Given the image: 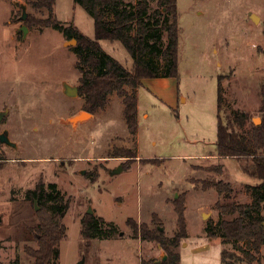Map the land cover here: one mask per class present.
I'll return each mask as SVG.
<instances>
[{
  "label": "rangeland",
  "instance_id": "rangeland-1",
  "mask_svg": "<svg viewBox=\"0 0 264 264\" xmlns=\"http://www.w3.org/2000/svg\"><path fill=\"white\" fill-rule=\"evenodd\" d=\"M36 1L0 0V113L7 112L0 133L7 129L17 144L0 142V264H33L26 247H38V212L46 206L54 213L56 206L29 198L28 192L41 182L47 190L55 183L68 202L62 218L66 234L54 264L163 259L166 251L155 241L142 240L127 220L157 230L163 227L162 232L172 237L178 230L173 200L181 198L188 236L176 248L180 264H229L222 262L224 249L237 256L234 261L226 256L232 264H264V246L249 261L241 249L246 244H223L220 237H208L206 223L218 221L216 203L226 197L215 188H202L203 180L230 182L231 200L250 203L245 185L258 182L242 170L238 159L218 156L216 140L220 76L223 122L235 110L249 114V125L254 118L263 121L264 0H177L179 76L144 79L136 90L135 136L116 93L93 117L77 126L68 124L84 105L82 96L70 97L63 91L65 82L79 83L78 56L61 31L44 23L49 10L36 8ZM149 1L151 10L158 7L159 0ZM23 10L29 24L22 19ZM250 14L259 19L252 20ZM54 15L94 38L93 17L75 0H56ZM100 43L132 67V57L120 41ZM127 149L136 156H112ZM123 164L125 168L115 172ZM218 164L221 171H209ZM89 208L105 220L107 235L86 246L81 228Z\"/></svg>",
  "mask_w": 264,
  "mask_h": 264
},
{
  "label": "trees",
  "instance_id": "trees-1",
  "mask_svg": "<svg viewBox=\"0 0 264 264\" xmlns=\"http://www.w3.org/2000/svg\"><path fill=\"white\" fill-rule=\"evenodd\" d=\"M94 19V38L83 34L74 25H64L54 15L56 0H38L37 7H46L49 18L44 21L48 26L61 31L67 40L76 39L71 48L77 54L75 66L80 72L79 96L84 98L83 110L92 114L106 107L111 95L117 94L123 99L124 117L132 136L138 132V96L136 90L143 85L144 79L179 76V23L177 0H159L158 7L151 10L149 0L135 3L126 0H75ZM32 3V2H31ZM166 9L165 12L162 9ZM30 18L26 23H30ZM166 36V40L164 38ZM102 40L120 41L130 53L133 65H123L108 53L101 45ZM161 59L164 64L160 63ZM128 88H132L129 91ZM225 102L222 76L218 80V123L217 155L233 157L242 162V170L258 179L255 184H246L251 195L250 203L231 200L233 188L230 182L219 180L202 181L204 190L215 188L225 193V201H217L219 219L206 223V233L210 238L220 237L223 244H246L245 259L256 258L264 246V118L258 125L251 123L245 111L235 110L227 123L222 120L221 112ZM127 153V154H126ZM135 151L114 152L113 157L136 156ZM124 168L126 165H124ZM222 165H211L209 171H221ZM39 183L28 192L29 198H37L40 203L54 202V213L46 208L38 212L39 223L36 227L38 247H26V253L33 258V264H54L59 258V244L66 234L62 223L63 213L68 209V202L57 189L55 183ZM178 214V230L172 237L164 232L150 228L145 223H138L129 218L127 223L142 240L157 242L167 253L166 259L142 260L141 264H180L181 254L176 251L182 238L188 236L185 219L184 199L173 200ZM105 220L94 214H86L82 219L81 234L85 245L98 236L107 235L103 225ZM114 230L111 228L109 231ZM222 251V262L232 264L237 257L234 253ZM231 261L227 262V257Z\"/></svg>",
  "mask_w": 264,
  "mask_h": 264
},
{
  "label": "water",
  "instance_id": "water-1",
  "mask_svg": "<svg viewBox=\"0 0 264 264\" xmlns=\"http://www.w3.org/2000/svg\"><path fill=\"white\" fill-rule=\"evenodd\" d=\"M250 16H251L252 20H254V21H257L259 19V16L257 14H250ZM26 18H27V13L25 10H23L22 19L26 20ZM22 29H23L24 33H26L27 28L25 26H23ZM76 43H77V40L73 39V40H68L66 42V45L73 46ZM63 91L66 95H68L70 97H78L79 96L78 85H72V84H69L68 82H65L63 85ZM6 113L7 112L0 113V124H2L3 119L6 116ZM93 116H94V114L82 109V111L77 112L76 114L72 115L71 118H69L68 124L77 126L79 123L86 121V120H82L85 117H93ZM258 122H261V119L260 118H254V123L256 125H258ZM0 142L5 143L7 145H10L12 147H17V144L10 139L9 132L7 129L3 130L0 133ZM123 168L124 167L122 165L117 170H115V172H121L123 170ZM37 209H38V207L36 206V210ZM87 213L88 214H94L95 211L92 208H89L87 210ZM206 215L207 214L204 213V216H206ZM160 230L163 231L164 228L160 227ZM166 258H167V256L164 257V259H166ZM79 264H83V261L79 262Z\"/></svg>",
  "mask_w": 264,
  "mask_h": 264
},
{
  "label": "crops",
  "instance_id": "crops-1",
  "mask_svg": "<svg viewBox=\"0 0 264 264\" xmlns=\"http://www.w3.org/2000/svg\"><path fill=\"white\" fill-rule=\"evenodd\" d=\"M143 82H144V80H143ZM172 96H173V99H174V101H179V99H177L176 98V96H177V94H172ZM138 112H139V104H138ZM145 116H147L146 114H144Z\"/></svg>",
  "mask_w": 264,
  "mask_h": 264
}]
</instances>
